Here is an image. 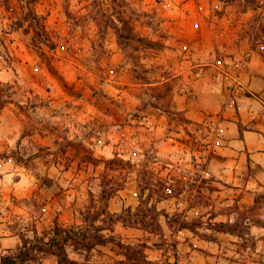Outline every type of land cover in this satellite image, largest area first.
<instances>
[{"label":"rangeland","instance_id":"1","mask_svg":"<svg viewBox=\"0 0 264 264\" xmlns=\"http://www.w3.org/2000/svg\"><path fill=\"white\" fill-rule=\"evenodd\" d=\"M123 21L147 41L118 39ZM260 44L264 0H0V257L88 227L118 185L108 209L155 202L160 228L107 224L111 241L67 245L79 263L264 264V185H247L260 169L222 153L190 81L231 88Z\"/></svg>","mask_w":264,"mask_h":264},{"label":"crops","instance_id":"2","mask_svg":"<svg viewBox=\"0 0 264 264\" xmlns=\"http://www.w3.org/2000/svg\"><path fill=\"white\" fill-rule=\"evenodd\" d=\"M235 79L236 83L231 88L228 89L225 84L219 90H215L207 83L209 80L212 82L213 79L195 77L190 81L197 88L199 106L205 112L215 115L219 130L227 139L226 144L222 146V153L228 155L234 162L238 159L236 167L241 169L257 166L260 172L257 177L247 179V185L253 182L262 186L264 185V44H260L246 54Z\"/></svg>","mask_w":264,"mask_h":264},{"label":"trees","instance_id":"3","mask_svg":"<svg viewBox=\"0 0 264 264\" xmlns=\"http://www.w3.org/2000/svg\"><path fill=\"white\" fill-rule=\"evenodd\" d=\"M113 28L118 36V39L134 38L139 41H147L146 38L137 36L132 26L127 21H123L122 25L115 24ZM124 31H127L125 34ZM119 189L118 185H111L109 187L103 186L98 197L97 208L91 213L88 212L85 216V220H90L88 227H61L55 225L52 229V235L46 240L45 237H35L36 240L23 241L22 247L17 252H10L9 254L2 255L0 257V264H31L30 261L35 259V252L43 251L49 252L57 257L58 264H81L78 260L69 256L67 251V245L70 243L73 245L75 250L85 249L89 250L97 244L106 243L112 240V236H106L100 233L98 230L106 228L107 224H111L116 221H121L124 224H135L141 225L144 228L159 229L160 223L156 210V203L154 202L151 206L147 207L145 211L139 210V204L134 211L131 206L124 208L120 213L111 212L108 209V200L115 194ZM163 198V197H161ZM100 216H103V224H96V221ZM167 216V214H166ZM183 226L189 227L191 223L188 221L182 222ZM214 225L218 229H224L227 231H236L240 227V223L227 222V221H216ZM94 228L91 231L90 228ZM110 226L109 228H111Z\"/></svg>","mask_w":264,"mask_h":264}]
</instances>
